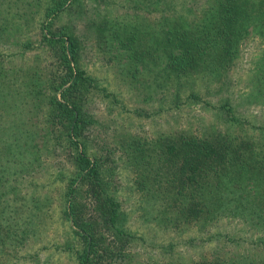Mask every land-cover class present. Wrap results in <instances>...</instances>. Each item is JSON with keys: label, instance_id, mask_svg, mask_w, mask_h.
<instances>
[{"label": "rangeland", "instance_id": "obj_1", "mask_svg": "<svg viewBox=\"0 0 264 264\" xmlns=\"http://www.w3.org/2000/svg\"><path fill=\"white\" fill-rule=\"evenodd\" d=\"M79 1L70 0L48 15L53 0H0V145L19 136L31 145L21 160L29 170L20 163L15 175L0 181V210L23 206L19 218L33 215L31 224L39 232L31 235L28 229L18 249L3 248L0 264H78L75 252L83 243L64 210L76 196L84 218L99 220L97 205L80 180L73 183L75 196H68V179L76 169L73 152L59 143L55 148L59 132L47 120L51 74L59 68L52 53L57 48L43 38L50 31L77 35L80 67L97 83V89L86 85L82 98L93 117L88 153L111 168L106 189L120 205L117 227L124 232L115 237L113 229L97 221L104 247L112 250L100 264H208L216 257L264 264V248L251 243L257 230L245 232L228 218L206 225L164 220L158 200L138 191L132 156L124 149L131 140L151 142L181 132L203 138L230 133L264 149V35L251 30L221 78H185L187 84L196 83L199 99L183 103V95H177L178 80L184 78L166 71L161 50L155 65L144 53L164 37V24L181 22L187 10H150L143 4L135 10L132 4L140 0ZM194 14L191 10L189 16ZM224 103L231 108L228 118L218 108ZM0 150L5 163L7 151ZM156 205V211L146 213ZM226 238L243 241L234 247Z\"/></svg>", "mask_w": 264, "mask_h": 264}, {"label": "trees", "instance_id": "obj_2", "mask_svg": "<svg viewBox=\"0 0 264 264\" xmlns=\"http://www.w3.org/2000/svg\"><path fill=\"white\" fill-rule=\"evenodd\" d=\"M69 1L53 0V6L48 9L52 12L48 15L55 14ZM142 4L150 10H177V6L179 10H187L181 22L176 21L168 26L164 24V37L143 52L155 65L161 50L166 71L174 74L175 78H184L183 82L178 80L180 86L177 95H183V103L199 99L196 83L187 84L185 78L195 74L201 76V80L221 78L231 66L239 44L247 34L254 30L259 32V36L264 35V0H140V3L132 5L136 10ZM191 10L195 14L189 16ZM50 29L48 26L47 31ZM43 38L48 46L57 48L52 53L59 61V68L51 74L47 120L56 127L54 132L57 129L59 132L55 136V148L56 143H59L73 152L72 159L76 167L74 175L68 179L67 193L68 196H75L73 185L80 180L97 205L95 218L99 220L84 218L76 196L75 201L70 200L68 209L64 210L83 243V249L75 252V259L78 264H100L104 254L109 255L112 250L104 247L97 221L107 229H113L115 237L124 232L117 227L121 216L120 205L106 189V176L111 168L104 167L99 155L92 157L88 153V130L93 117L84 109L82 98L84 87L88 85L97 89V83L80 67L77 35L71 32L54 35L50 31L49 37ZM261 72L264 74V69ZM30 85L36 87L37 83L32 82ZM57 92L60 99L57 98ZM178 107L179 104L176 105ZM218 108L229 117L231 108L226 103ZM234 120L239 124L238 119ZM232 135L219 132L215 136L203 138L181 132L151 142L131 140L125 142L124 149L127 148L128 154L132 156L130 163L135 172L138 191L144 197L158 200L160 208L159 214L156 213L168 223L206 225L209 221L219 222L228 218L239 223L245 232L257 230L259 236L251 243L264 248V149L255 148L253 143H248L249 139ZM19 137L11 140H7V137L6 142L0 145L7 151L4 154L5 163L0 160V181L16 174V166L20 165L23 154L31 147L29 142ZM22 165L26 167L21 169L28 168L26 162ZM157 205L146 213L156 211ZM9 207L8 204L0 210L2 253L3 248L18 249L27 239L28 229L33 232L31 235L39 234L35 233L34 224L30 221L33 215L19 218L23 206L17 211ZM242 241L241 238H226V242L234 247L240 246ZM235 262L243 261L237 259L229 263L226 259L216 257L208 264ZM198 264L207 263L202 260ZM245 264L254 263L246 260Z\"/></svg>", "mask_w": 264, "mask_h": 264}]
</instances>
